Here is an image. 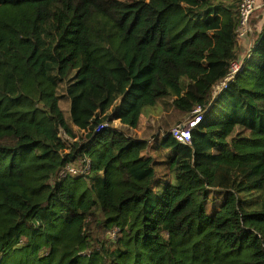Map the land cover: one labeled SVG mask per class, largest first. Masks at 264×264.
I'll use <instances>...</instances> for the list:
<instances>
[{
    "label": "trees",
    "instance_id": "obj_1",
    "mask_svg": "<svg viewBox=\"0 0 264 264\" xmlns=\"http://www.w3.org/2000/svg\"><path fill=\"white\" fill-rule=\"evenodd\" d=\"M243 1L0 0V264H264V29L241 61ZM198 108L191 145L146 130Z\"/></svg>",
    "mask_w": 264,
    "mask_h": 264
},
{
    "label": "rangeland",
    "instance_id": "obj_2",
    "mask_svg": "<svg viewBox=\"0 0 264 264\" xmlns=\"http://www.w3.org/2000/svg\"><path fill=\"white\" fill-rule=\"evenodd\" d=\"M260 2H262L263 7H264V0H260ZM260 7H261V5H260ZM260 7H259V9H260ZM263 18H264V14H262L261 12L259 13L257 11L252 16L251 21L249 23V26H250L251 30H249V32L244 36L243 39H241V40L238 39L239 40V43L242 45L241 46V50L242 49H246V50L249 49V50H251L253 48V46L255 44V41H256L255 40L256 33L258 34V33H260L261 30L264 29V21H263ZM239 29H240V26L238 28V33L240 34ZM257 29H259L260 31L258 32ZM220 90H221L220 88H217L216 89V94H219L220 93ZM64 108H65V110H67V106H64ZM194 114H195V112L192 114L191 118L188 119L187 121L184 120V122H183V123H185L184 125H187L188 121H190L193 118ZM182 118L183 117H182L181 113L176 112V111H173L171 113V111H169V112H166V113L164 112L163 114L150 116L148 120H144L145 121L144 124H145L146 130H148V128L150 126V129H152L150 132H156L157 129H159L160 127H163V124H170V126H172V130H173L176 127H178L179 125H181L179 123L181 121H183ZM113 125H114V127H118V128H121V129H125L121 125V123L119 121L114 122ZM129 132L131 133V131H129ZM134 132L136 133V136L137 137L142 136V134H145V133H143V131L134 130ZM132 133H133V131H132ZM62 137H63V139L65 141H68L67 143H69V141H71V139L65 133H62ZM72 166L75 168L76 171H78V169L80 167V164L79 165H76V166H74V165H72ZM110 237L111 238H114L113 235H111Z\"/></svg>",
    "mask_w": 264,
    "mask_h": 264
},
{
    "label": "built area",
    "instance_id": "obj_3",
    "mask_svg": "<svg viewBox=\"0 0 264 264\" xmlns=\"http://www.w3.org/2000/svg\"><path fill=\"white\" fill-rule=\"evenodd\" d=\"M260 3H261L260 0H244L243 1L241 8H240L241 24H240V29H239L240 34L238 33L239 40L243 39L244 36L249 32V30H251L249 23L251 21L252 16L259 9ZM251 50H249L246 57L242 58L241 61H244V59L249 58V54ZM240 67H241V62L235 63L233 65L232 76L229 79H227V81L223 82L220 87H218L221 89L220 92H222L224 89L227 88V82L231 81L234 78V75L240 70ZM202 112L203 111L200 108H198L195 111L193 118L190 121H188L187 125H184L185 123H183L172 130V135L178 142H180L183 145L192 144V130L200 122L201 117H202ZM107 125L108 124H105L102 127H106ZM68 173L76 174L75 168L73 166H70L68 168Z\"/></svg>",
    "mask_w": 264,
    "mask_h": 264
},
{
    "label": "crops",
    "instance_id": "obj_4",
    "mask_svg": "<svg viewBox=\"0 0 264 264\" xmlns=\"http://www.w3.org/2000/svg\"><path fill=\"white\" fill-rule=\"evenodd\" d=\"M260 5H261V7H260V9H262V10H264V7H263V4H262V2L260 3ZM264 12V11H263ZM262 12V14H264ZM258 30V32L260 31L259 29H257ZM242 46V45H241ZM248 52H249V49H242V52H241V57L242 58H244V57H246V55L248 54Z\"/></svg>",
    "mask_w": 264,
    "mask_h": 264
}]
</instances>
